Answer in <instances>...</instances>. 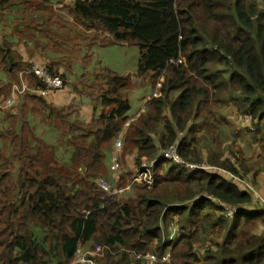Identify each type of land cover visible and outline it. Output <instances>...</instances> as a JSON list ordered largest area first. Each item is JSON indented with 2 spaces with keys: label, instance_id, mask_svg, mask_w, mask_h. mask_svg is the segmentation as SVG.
Wrapping results in <instances>:
<instances>
[{
  "label": "trees",
  "instance_id": "1",
  "mask_svg": "<svg viewBox=\"0 0 264 264\" xmlns=\"http://www.w3.org/2000/svg\"><path fill=\"white\" fill-rule=\"evenodd\" d=\"M65 7L67 18L54 11L48 26L14 30L0 46V70L12 77L0 86L2 100L37 52L63 79L61 89L42 96L30 91L40 83L28 74L29 91L0 117V264L70 262L86 243L95 264H151L147 253L158 258L152 264H199L201 256L200 264H262L264 231L255 229L264 209L252 210V193L233 179L254 174L245 146L217 142L216 114L231 104L249 117L244 134L264 175V12L252 0H72ZM123 44L138 47L134 76L150 75L159 93L130 121L129 76L104 66L85 70L93 46ZM123 126L136 174L121 169L111 182L105 157ZM49 130L53 140L43 137ZM173 144L198 167L157 158ZM57 147L69 162L58 160ZM143 158L152 164L150 185L134 181ZM103 177L128 189L112 195L97 184ZM225 207L234 209L229 219Z\"/></svg>",
  "mask_w": 264,
  "mask_h": 264
},
{
  "label": "rangeland",
  "instance_id": "2",
  "mask_svg": "<svg viewBox=\"0 0 264 264\" xmlns=\"http://www.w3.org/2000/svg\"><path fill=\"white\" fill-rule=\"evenodd\" d=\"M14 4L15 2H17V0H11ZM72 0H70L71 2ZM253 2H255L258 6V8L260 10H262L264 12V0H252ZM30 2H32L31 4H36V0H31ZM55 4L54 6L51 7V11H56L57 9H65L68 7V4H64L65 2H63V0H58L56 2V0H54ZM13 4V5H14ZM30 3L28 4L31 5ZM33 4V5H34ZM63 5V7H61ZM12 5V6H13ZM5 6H8L6 4H1L0 3V12H5L4 8ZM37 7H39V5L36 4ZM32 10V9H31ZM6 12H15V8H10L9 10H7ZM37 12V11H36ZM64 14H66V12H64ZM69 17L72 18V16L70 15ZM10 28H14L13 23H11ZM9 28V29H10ZM102 33V32H101ZM0 46L3 43V41H5L7 39L6 35L3 33L2 30V26L0 24ZM42 58L38 59L39 61ZM138 60H139V49L136 45H111V46H105V47H100V46H93L91 48V56L89 58V61L86 62L85 64V70L87 72L92 70L91 66H104V67H108L111 70H114L115 72H117L118 74L121 75H128L130 78V85L128 87V89L125 91L126 92V97L129 100L130 103V110L128 112V115L130 116L129 121L131 119H133L134 117H132L133 114H135V112H137L142 105H144L146 99H148L152 94H153V85H152V81L150 79V75H147L145 77H143V79H138L135 75L136 71H137V67H138ZM0 71L3 72V70L1 69ZM25 72L23 69L20 70V74ZM78 72H76V74L74 76H72L71 78H66V82L70 83V82H74L76 81V77H77ZM11 76L9 75V77H5L3 78V81H0V86L1 84L7 81V83L9 81H11ZM75 79V80H74ZM14 84H16L14 82ZM7 90V87L4 89V91ZM155 95H158V92L156 90H154ZM10 93H11V88H10ZM154 95V96H155ZM4 94L2 93V95H0V100H2ZM64 98H67V96H64ZM76 98V97H75ZM81 99H77L76 98V103H75V99L73 101V103H75L76 105L81 104L82 102H80ZM18 102V100H17ZM70 102V101H68ZM87 109V108H86ZM217 109V108H215ZM3 112H1L0 117L2 115H4V113L7 111L5 109L2 110ZM218 114H216V122L218 124H220V127L223 128V132L218 133V137H217V142L221 141L223 142L222 144L224 145L226 140L228 138L233 139V143L230 144V146L233 149L234 147L237 146H245L244 149H240L243 150V155L244 157L247 158V166H249L250 168H252V174L254 175H243L242 180L237 179L235 176H233L241 187L247 189L248 191H250L252 193V204H250L249 206H252V210H257L259 208L264 209V182L262 180L263 178V174H258L257 175V147H253V140L252 138H249L248 133L244 134V132H247V130H245L244 128H246L247 126V121L245 120V117H242L238 112H236L235 108L231 105V104H224L222 105L220 108H218L217 110ZM239 115L241 117V119L239 118ZM132 117V118H131ZM127 126V125H126ZM125 127L123 126L121 132L119 133V135L114 139V141L112 143H110V156H106V161H107V166H109L110 163V173H109V177H110V181L113 182L116 180H118V174L120 172L121 169H125L126 171L131 170V172L133 174H136V169L135 167H133V160L135 158V156L133 157V150L131 152H125L123 149V143L122 144V149L119 152L118 155V159L117 161L113 164L112 163V158L115 155L116 150H118V147H116L115 142L117 140H119L121 142V137H122V133L124 131ZM250 131V130H248ZM49 135V136H47ZM48 139H52L55 137V134L52 131H48L46 133V131L43 133V137H46ZM53 140V139H52ZM237 144V145H235ZM221 145V146H223ZM238 148V147H237ZM239 150V151H240ZM203 151V150H202ZM57 156H58V160H60L61 162H69L70 160V153L68 151H64L62 148L57 147V152H56ZM227 157H229L230 160H232V156H230L229 154L226 155ZM170 162L173 163L172 160H168ZM120 164V169L118 167V165ZM174 164V163H173ZM256 169V170H255ZM255 170V173H254ZM147 172V171H145ZM148 173V172H147ZM148 174L144 173V170L142 172H138L137 173V177L134 179L135 182H139L140 180H147L148 178ZM102 179V178H99ZM103 180L106 181V179L103 177ZM108 182V180L106 181ZM109 183V182H108ZM123 193V192H122ZM219 205H222L221 202H219ZM228 219V218H227ZM257 228H259L260 231H264V221L258 223V225L256 226L255 231H257ZM261 233V232H260ZM264 234V232H263ZM217 241L221 242V236H219L217 238ZM89 243L85 244V248L80 247L79 249H81V253L78 252L79 257H82L86 260L87 264H95L93 261H90L87 257H85L86 254H88L90 257L91 255H93V252H89L88 253H84L82 252L84 249H88ZM202 253V252H201ZM201 261L204 259L202 256L200 257ZM88 260V262H87ZM200 261V263H201ZM97 263V262H96ZM199 263V264H200ZM262 264H264V257H263V262Z\"/></svg>",
  "mask_w": 264,
  "mask_h": 264
},
{
  "label": "built area",
  "instance_id": "3",
  "mask_svg": "<svg viewBox=\"0 0 264 264\" xmlns=\"http://www.w3.org/2000/svg\"><path fill=\"white\" fill-rule=\"evenodd\" d=\"M38 59H40V57L39 58L31 57V58L26 59V69L24 70L25 72L21 74L20 72L18 73L20 84H14L11 88L10 96L0 101V110L11 108L12 106L16 104L20 96L25 95V93L29 91L28 82L26 78L28 74H33L40 83V85H38L34 90H30V91L36 92L42 96H50L51 94H53L54 92L62 88V85H63L62 80L58 77H52L48 73L43 62L39 61ZM245 119L248 120L249 117H245ZM121 143L122 142H120L119 140L115 142V145L116 147H118V149ZM157 158H165L168 160H172L174 164L181 165L188 169H193V168L198 167L197 164L185 162L184 160L180 158L179 154L177 153V144H173L166 148L160 149L157 153ZM117 159H118V150H116L115 155L112 158V163L114 164L117 161ZM151 165L152 164L150 162L145 161L141 164V170L142 171L144 170V173L148 174L150 172ZM145 171H147L148 173ZM147 178H148L146 181L147 184L148 185L152 184V178L151 177H147ZM98 184L101 188H103L106 191H109L112 195L116 193L117 194L122 193L123 191L128 189V186L124 188H118L115 186V184L110 185L105 180L100 181ZM211 200H214V198H211ZM217 203L219 204V201H217ZM233 212H234V209L230 207H225V213L228 216H230V218L233 216ZM176 232H177V229L173 228V231L170 233L169 238H171L172 235ZM144 258L146 259L148 263H151V264L158 260L157 256L152 253H147L146 255H144ZM168 259H169V253H167L166 255L160 258V260L162 261H167ZM85 262L86 260L84 258L79 257V255H77L70 262H64L61 264H85Z\"/></svg>",
  "mask_w": 264,
  "mask_h": 264
},
{
  "label": "crops",
  "instance_id": "4",
  "mask_svg": "<svg viewBox=\"0 0 264 264\" xmlns=\"http://www.w3.org/2000/svg\"><path fill=\"white\" fill-rule=\"evenodd\" d=\"M30 1L31 0H21L19 2H16V4H14V7H11L9 5L5 6V8H4L5 12H0V24L2 26L3 33L6 35L7 38H8V35L13 33L14 30H15V32L25 31L26 27H28V26H30L34 30V28L37 25H40L41 24L40 22H42V21H45V24L47 26L49 25L47 20H48L50 14L52 13L51 7L54 6V4H55L54 0H36V4L39 5V7H37L36 4H34V3H33L34 5L31 4L32 2H30ZM63 2H65L64 4H68V3H70V0H63ZM29 3L32 6L31 8L37 9V10L39 9V10L38 11L33 10L34 12H27ZM64 4H62L61 7H63ZM10 8H15L16 9L15 12H6ZM49 11H51V12H49ZM64 11H65V9H63V8L56 10V12H61L60 14L63 17L67 18V16L63 14ZM11 23H13L14 28H10ZM14 37H17V36H14ZM0 38H1V35H0ZM34 38L35 39H33V40H31V39L27 40V45L33 44V46H34L35 42L38 41L36 36H34ZM11 42H12L13 48L17 49V52L21 56H25V50L24 49H26V46L24 45V42H22V41L19 42L18 38L11 39ZM40 54H41L40 52H37V53H35L34 57L39 58V56H41ZM5 77H6L5 71H3V72L0 71L1 82L3 81V78H5ZM12 85H11V88H12ZM56 95H57V93H56ZM56 95L54 94L55 99L57 98ZM154 95H155V92L153 90V94L151 96H154ZM57 102H59V101H57ZM142 110H143V105L137 112H135V114L132 115V117L136 116ZM237 112L238 111H236L235 113H237ZM145 161H147V160L145 158H143L142 163ZM87 251L88 250L86 249L85 252L88 253Z\"/></svg>",
  "mask_w": 264,
  "mask_h": 264
},
{
  "label": "bare ground",
  "instance_id": "5",
  "mask_svg": "<svg viewBox=\"0 0 264 264\" xmlns=\"http://www.w3.org/2000/svg\"><path fill=\"white\" fill-rule=\"evenodd\" d=\"M47 69V68H46ZM47 71H48V69H47ZM48 73L52 76V77H58V78H60L61 80H62V82H63V79L58 75V74H52V73H50L49 71H48ZM103 179H97V184L100 182V181H102ZM99 185V184H98ZM221 215L222 216H224L225 218H230V216H228L226 213H225V208H224V211L223 212H221Z\"/></svg>",
  "mask_w": 264,
  "mask_h": 264
}]
</instances>
